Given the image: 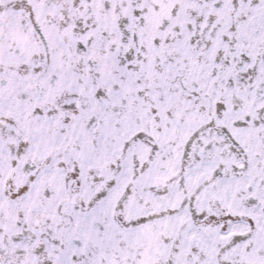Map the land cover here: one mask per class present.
I'll use <instances>...</instances> for the list:
<instances>
[{"label":"snow or ice","instance_id":"obj_1","mask_svg":"<svg viewBox=\"0 0 264 264\" xmlns=\"http://www.w3.org/2000/svg\"><path fill=\"white\" fill-rule=\"evenodd\" d=\"M0 264H264V0H0Z\"/></svg>","mask_w":264,"mask_h":264}]
</instances>
